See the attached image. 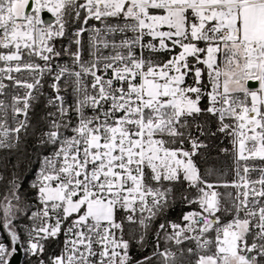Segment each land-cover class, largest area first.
<instances>
[{"label": "snow or ice", "instance_id": "1", "mask_svg": "<svg viewBox=\"0 0 264 264\" xmlns=\"http://www.w3.org/2000/svg\"><path fill=\"white\" fill-rule=\"evenodd\" d=\"M29 4L0 0V149H18L28 135L34 93L43 95L48 75L56 94L47 106L55 112L38 143L52 151L37 157L35 203L20 195L15 173L8 180L0 264H11L18 250L33 264H264V167L249 163L264 162V0H31L26 12ZM44 11L54 20H42ZM64 38L68 45L57 49ZM161 52L166 59L154 55ZM62 56L71 66L59 63ZM61 80L63 91L72 88L71 104ZM207 115L231 137L230 182L211 168L202 173L194 159L208 145L192 128L216 135L199 119ZM177 185H186L181 199L199 210L184 213L183 224L161 222L151 253L134 259L131 239L145 248ZM21 214L30 224L13 223ZM126 222L138 226V238H124ZM61 234L59 254L45 255Z\"/></svg>", "mask_w": 264, "mask_h": 264}, {"label": "trees", "instance_id": "2", "mask_svg": "<svg viewBox=\"0 0 264 264\" xmlns=\"http://www.w3.org/2000/svg\"><path fill=\"white\" fill-rule=\"evenodd\" d=\"M78 24L79 22L74 24L72 28ZM71 30L72 29H70V31ZM154 55H157L162 59H166L168 56L166 53H157ZM204 81H207L206 73L204 75ZM207 106V97H203L201 100V107L206 108ZM49 111L50 108L46 104V97L41 95L34 106L30 123L31 127L28 130V135L24 136L23 142L20 144L19 148L12 150H0V175L4 177V179L0 181V199H2L3 196L8 192V180L12 178L13 173H15L21 181L20 195L22 197H26L29 201L32 198L33 190L30 187V184L37 169L39 161L37 157L46 149V146L41 147L39 145L38 140L41 131H45L47 127L48 120L45 118L48 116ZM199 119H207L209 121L208 128L211 130V132H216V135L212 136L210 134H206L204 136H200L199 132L195 128H192L193 135L198 136L201 141L208 145L207 148L200 149V153L202 155H198L194 159L197 161L202 173L205 169L211 168L222 174L220 176L222 181H232L234 153L232 151L231 137L216 131V117L207 115L202 116ZM205 131L207 133L208 129ZM184 147L187 150L190 148V145L185 143ZM224 148H228L229 152L225 153L221 151V149ZM184 187H186V185H177L175 189L174 202L170 201V207L167 209L165 215L155 221L152 230L148 234L145 248L140 249L136 244L135 239H131L130 255H132L134 259H141L144 255L151 253L155 241L154 233L161 222L168 220L175 223H180L182 222V215L184 213L198 209L197 205H189L181 199V192ZM218 189L219 192L224 194V196H226L228 192H232L234 194L233 188L220 187ZM229 218H231V216H225L224 220L227 221ZM27 221V217L21 214L18 215V218L15 220L14 224L19 226L20 222ZM18 231H20V234H22V230H20L19 227ZM124 231L125 238L130 239L131 237L138 238L140 230L137 225L128 224L126 222L124 224ZM61 246L62 242L60 239L50 240L47 244V252L45 255H54L59 253ZM160 246H165L163 239H161ZM185 246H193V244H186ZM34 259V257L28 258L25 256L23 259V264H33Z\"/></svg>", "mask_w": 264, "mask_h": 264}, {"label": "built area", "instance_id": "3", "mask_svg": "<svg viewBox=\"0 0 264 264\" xmlns=\"http://www.w3.org/2000/svg\"><path fill=\"white\" fill-rule=\"evenodd\" d=\"M30 11H31V8H30L29 12H30ZM41 18H42V13H41ZM42 20H43V18H42ZM91 25H95L96 27H101V25H100L99 22H97V21H89V26H91ZM79 27H80V22H79L78 25L74 26V27L72 28V30L75 29V28H79ZM117 39H119V36H117ZM147 39H149V38H146V40H147ZM81 41H82V45H83L82 58L85 59V60H87V59L89 58V56H88V50H89V44H88V33H84V34H82V36H81ZM55 43H56V47H57V49H61V45L67 46L68 43H69V41H68L67 38H64V39H57V40L55 41ZM71 50H72V51H75V50H76V45H75V44H72V46H71ZM104 54H107V50H104ZM145 55H146V56L148 55V51H147V50H145ZM37 62H39V63H43L42 61H37ZM59 63L62 64V65L67 64V65L71 66V58H70L69 56H62V57L59 59ZM0 66H2V62H0ZM5 83H8V82L5 81ZM51 83H52V77L46 75L45 78H44V81H43L44 86H43V89L41 90V91L43 92V95L46 97V104H47V98H48L49 96H53V97H54L55 94H56V93L53 91V89L50 87ZM60 84H61V95H63V96L65 97L67 103L71 104V103L73 102V93H72V88H71V86L69 85L67 92H65V91H63V88H64L63 80H61ZM21 91H23V90H21ZM34 94L38 95L39 97L41 96V95H39L38 93H34ZM0 99H5V97H0ZM10 99H11V95H9V96L7 97V101L10 102ZM35 103H36V102L33 103V107L29 110L30 123H31V119H32V114H33V110H34ZM48 107H49V106H48ZM49 108H50V111H49V112H55V108H53V107H49ZM70 116L72 117L73 122H75V113H74V112H73V113H70ZM226 122H229V121H226ZM8 123H9L10 126H14V124H13V122H12V120H11V114H9V121H8ZM47 125H48V123H47ZM45 131H47V127H46ZM67 134H68V135H71L70 132L67 133ZM23 138H24V136L22 137V140H23ZM0 150H2V149H0ZM51 151H52V146H51V145H48V146H46V149H45L44 152H42V154H44V155H48V154L51 153ZM241 163L243 164V162H241ZM249 163H254V164L257 165L258 167H264V162H261V161H259V160L249 161ZM39 167H40V164H39V161H38L37 169H36V172H35V174H34V178L32 179V181L35 180L36 173H37V170H38ZM258 175H259L258 172H252V173H250V176H251L252 179L257 178ZM235 178H236V177H235L234 164H233V179H232V180H234ZM32 181H31V182H32ZM32 190H33V195H32V198L30 199V202L35 203L36 190H35V189H32ZM235 191H236V190L233 188V192H234V194H235ZM32 210L34 211L35 208H33ZM29 215H30V213H29ZM123 215H124L123 212L118 213V219H119L120 216H123ZM229 219H231V218H229ZM229 219H228V220H229ZM225 222H227V221H225ZM13 223H15V221H14ZM26 224H30V221L28 220L27 222H20V223H19V226H21V225H26ZM137 227H138V226H137ZM0 230H2V228H0ZM21 235H22V238H23V237H24V233H23V231H22V234H21ZM124 238H125V236H124ZM58 239L61 240V242H62V246H63V240H64L63 235L61 234V235L58 237ZM125 239H126V238H125ZM5 240H6V242H8V243L10 244V239L7 238V236H5ZM62 246H61V248H62ZM169 246H170V247H173V250H175V248H174L173 245H169ZM163 247H164V246H162L161 249H163ZM192 247H195V245L193 244ZM60 251H61V249H60ZM57 254H59V253H57ZM57 254H54V255H57ZM24 257H25V255L23 254V259H24Z\"/></svg>", "mask_w": 264, "mask_h": 264}, {"label": "water", "instance_id": "4", "mask_svg": "<svg viewBox=\"0 0 264 264\" xmlns=\"http://www.w3.org/2000/svg\"><path fill=\"white\" fill-rule=\"evenodd\" d=\"M30 8H31V0H30L29 8L26 9V12H29ZM42 18L46 22L54 20V17L52 16V14L47 11L42 12ZM247 86L250 89L258 88V82L255 80L248 81ZM11 264H23V252L22 251L20 250L17 251V253L12 257Z\"/></svg>", "mask_w": 264, "mask_h": 264}, {"label": "rangeland", "instance_id": "5", "mask_svg": "<svg viewBox=\"0 0 264 264\" xmlns=\"http://www.w3.org/2000/svg\"><path fill=\"white\" fill-rule=\"evenodd\" d=\"M161 53H163V52H161ZM148 55H150V53H148ZM187 82L188 83H192V80H191V76H189L188 78H187ZM258 88H255V89H253V90H257ZM218 191H219V189H217ZM195 210H199V209H195ZM180 223H184L183 221L182 222H180Z\"/></svg>", "mask_w": 264, "mask_h": 264}]
</instances>
